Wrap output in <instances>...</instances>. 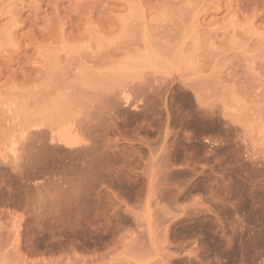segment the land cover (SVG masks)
I'll return each mask as SVG.
<instances>
[{
    "label": "rangeland",
    "instance_id": "obj_1",
    "mask_svg": "<svg viewBox=\"0 0 264 264\" xmlns=\"http://www.w3.org/2000/svg\"><path fill=\"white\" fill-rule=\"evenodd\" d=\"M0 264H264V0H0Z\"/></svg>",
    "mask_w": 264,
    "mask_h": 264
},
{
    "label": "bare ground",
    "instance_id": "obj_2",
    "mask_svg": "<svg viewBox=\"0 0 264 264\" xmlns=\"http://www.w3.org/2000/svg\"><path fill=\"white\" fill-rule=\"evenodd\" d=\"M59 141L63 143L66 146H73L75 145V142H71L70 139L66 136L59 137Z\"/></svg>",
    "mask_w": 264,
    "mask_h": 264
}]
</instances>
